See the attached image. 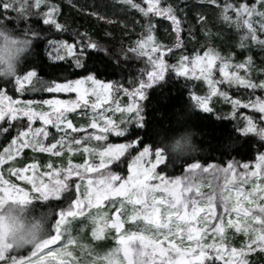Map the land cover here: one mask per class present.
I'll use <instances>...</instances> for the list:
<instances>
[{
  "label": "snow or ice",
  "instance_id": "1",
  "mask_svg": "<svg viewBox=\"0 0 264 264\" xmlns=\"http://www.w3.org/2000/svg\"><path fill=\"white\" fill-rule=\"evenodd\" d=\"M47 0H35L30 4L29 0H7L3 3L4 11L8 9L16 10L24 16L25 21L33 15L31 8H39ZM122 3L136 8L146 18L150 16L164 17L172 22L173 31L177 34L179 41L180 20L177 19L175 10L171 5L161 6V0H146L147 8H142L135 4L133 0H121ZM209 4H217V0H207ZM220 7V18L228 25L235 27L237 31H243L240 37L239 47L246 48L250 40L253 45L264 47V39L257 35V29L254 27L256 19L259 18V30L264 32V0H256L254 4L240 3L238 6L233 3L225 2ZM59 12L57 5L49 4L48 11L43 13V23L52 25L58 31H63L64 25L57 22L55 15ZM234 13V15H233ZM199 19L203 22L205 17L201 15ZM11 22V21H8ZM154 26L149 19L145 25L147 31L146 37L138 40L135 47L129 49L130 52L140 56H147L149 62L153 65V70L147 72V82L141 81L140 87L136 88L130 98L138 97L143 100L145 97L144 89L164 77V70L167 65L161 52L162 45L155 43V37L152 35ZM34 37L39 33L32 31ZM77 44L81 45L77 51ZM55 55L49 53L50 58L63 60L65 55L74 58L76 67H85L82 57L86 54V49H96L99 45L89 39L87 43L83 39L77 43H68L67 41H49ZM177 43L176 47H179ZM150 49V51H149ZM171 49H169L170 51ZM160 53L154 57L153 53ZM188 56L180 57L178 73L187 75L186 67L189 61ZM219 64V72L222 80L213 79V68ZM252 59L249 56L245 61L232 63V55H221L219 51L208 47L203 55L196 54L191 58V66L194 70L199 69L200 76L208 84L210 93L204 97H193L197 101V106L210 112L209 99L213 95H219L225 99H230L226 92L217 88L218 84H227L230 87L238 85L245 88L256 89L264 88V81L255 84L250 78L239 74L243 69L246 73L252 70ZM229 69H235L229 71ZM17 92H75L77 99L73 101L62 100H42L26 101L22 105L13 101L12 98L0 90V121L7 120L11 122L20 118H26L28 124L26 127L18 129L17 135L11 140L7 148L0 153V165L6 161H12L14 157L20 155L23 149L31 148L33 151L49 153L52 156L60 157L67 151L69 157L71 154L83 152L85 160L83 164H73L69 158L68 166L54 167L52 163L45 165L46 171L39 172L38 165L32 163L25 168H9L8 171L17 176L18 179L27 181L31 184L32 192L38 194L35 198L43 201L49 199H59L73 186V177L77 178L75 182L76 198L72 201L67 210H61L58 213L59 219L55 221L53 229L55 235H49L39 243L33 246L31 257H36L41 253L39 259L34 264H69L64 257H71L72 252L68 251V245L77 241L69 234L67 242L63 249H57L55 252L48 249L49 245L55 244L65 233V226L68 223V217L84 216L95 225L93 237L102 239L106 229H114L117 233V247L98 258L107 261V264H204L209 257L208 249H215L218 253L227 250L229 259L226 264H248V253L254 252L259 248L264 251V185H255L251 191L245 192L237 184L248 183L251 178L260 179L264 177V153L257 158L256 170L247 171L248 164L242 167L246 170L237 175L236 165L229 162L226 168L218 165L209 164L203 167L199 163H190L185 169L184 176H177L171 180H164L156 174L157 165L165 162V155L161 148L155 149V161H149V166H144L142 161L149 156L150 148L145 146L141 152L128 164V176L124 177L117 174L109 165L115 164L130 149L134 148L136 141L128 144L106 143L108 134L124 136L127 132L126 124L129 122L126 118L120 121H114L106 117L103 112L97 113L92 118L90 125L93 129H98L100 134L88 133L85 136L76 138L72 133L83 131L82 128L74 127L73 123L67 119L66 113L75 111L81 105L89 106L90 97L94 96L95 102L90 107L94 111L101 108L103 103H107L115 85L104 83L88 75L82 80L67 81L66 83H56L48 81L38 76L35 68L27 70L23 75L17 74L14 78ZM91 82V89L84 88L85 83ZM233 108L252 107L256 111L264 114V99L257 98L249 103H242L239 99L231 101ZM36 104V107L33 105ZM40 105H47L48 111L37 110ZM115 111L123 113H135L133 119L142 126V116L140 107L136 103H130L127 108ZM264 118V117H262ZM39 120L40 127H33V122ZM103 121L101 125L98 121ZM246 126L242 129L244 133H253L264 139V128H257L251 117H245ZM124 124L125 127H121ZM49 126L56 130L55 134L49 131ZM71 130L69 132L68 130ZM8 128H0V134L7 133ZM53 137L51 142L45 143ZM91 141H96L92 144ZM99 161L96 163L95 161ZM29 169L32 175H25ZM94 174V175H91ZM198 174H202L201 179H197ZM47 177V180H45ZM161 179V184L152 183L155 179ZM205 180L207 183L205 184ZM223 181V182H221ZM208 187V192L201 191L202 187ZM83 187L84 191L81 192ZM169 193L170 198H158L154 193L157 191ZM195 193L194 196L190 195ZM119 198L120 207L109 217L108 212L103 211L104 202H115ZM5 201L19 202L24 204L31 201L29 192L23 188L10 183L0 175V204ZM128 206H131L130 212ZM223 209L220 213L218 222L211 229L213 243L203 242L208 234L209 227L213 220L217 219V207ZM189 207L191 210L189 211ZM95 209V213L91 211ZM205 213L203 217L200 213ZM231 217L233 214L236 219L229 218L227 226L234 227L237 232H243L247 237L244 245L237 249L225 248L223 234L225 231L224 217ZM127 215V219L132 222H143V226L138 232H124V220L122 217ZM7 226L0 224V264H33L31 258H17L13 255L16 248L5 242L7 235ZM220 239L217 241L216 237ZM185 238L189 242L184 247ZM179 241V243H177ZM167 244V247L164 245ZM86 247V246H82ZM42 250H47L44 255ZM119 253H123V260L119 259ZM218 255L217 259H222ZM72 264H77L73 260Z\"/></svg>",
  "mask_w": 264,
  "mask_h": 264
},
{
  "label": "trees",
  "instance_id": "2",
  "mask_svg": "<svg viewBox=\"0 0 264 264\" xmlns=\"http://www.w3.org/2000/svg\"><path fill=\"white\" fill-rule=\"evenodd\" d=\"M77 4L82 3L89 10H81L77 17L65 16L63 31H58L52 25L43 23V13L48 11L49 4L57 5L59 14H70L68 5L64 0H47L40 7L31 8L33 15L29 16L26 22L19 26L23 31L32 34L38 32L39 36L34 37L32 55L26 59L18 74L23 75L27 70H35L38 76L44 80L66 83L84 78L88 75L96 79L115 85L111 93V101L118 95L129 96L136 88L140 87L141 81L147 82V72L153 70V65L147 56H140L130 52L136 42L148 34L145 25L151 20L154 26L152 35L155 43L162 45L163 59L167 67L164 70V77L150 87L145 88L144 104L142 109V121L140 126L135 121H130L126 135L116 138L120 141H136L138 146L129 149L114 166L109 165L113 171L125 172L126 159L131 157L137 148L149 146L151 149L159 147L157 137L175 133L184 127H192L201 133L199 143L205 151L198 156L182 161L172 160L166 157L165 162L157 166V171L169 177L181 175L188 164L199 163L205 165L225 166L229 162L235 164L251 163L264 151V139L256 133H242L239 131L235 120L216 109L205 112L198 108L192 101V95L199 94L202 89L196 81L187 75L176 74L175 68L179 67L181 56L191 58L208 47L218 49V44L230 47V54L236 58L249 55L255 64L252 77L255 84L264 81V47L253 45L249 40L246 48L234 47L243 31H234L230 25L220 18V7L226 0H217V4H209L207 0H161V6L171 5L175 10L177 19L180 20L179 41L177 34L173 31L172 22L164 17L150 16L146 18L136 8L131 7L121 0H74ZM7 0H0V19H6L12 23L15 13L12 9L4 11L3 3ZM142 8H147L146 0H133ZM229 3L254 4L256 0H227ZM34 4L35 0H29ZM83 4H79L82 5ZM68 8L69 11L66 9ZM93 10V12H92ZM203 15L202 22L199 17ZM59 19V17H57ZM240 34V35H239ZM83 39L85 43L89 39L96 42L99 47L86 49L82 57L85 67H76L74 58L65 55V59L57 60L49 56L53 50L49 48V41H67L77 43ZM179 43V47H176ZM81 45L77 44V51ZM169 49H171L169 51ZM221 51V48L218 49ZM236 51L241 55L237 56ZM165 53H168L165 55ZM159 56L160 53L153 54ZM54 56V55H53ZM0 90L10 96L13 101L25 99H43L49 96L46 91L17 92L14 79L0 80ZM227 92L241 102L251 100L255 97L264 99V88L250 89L241 86L229 88ZM125 100V99H124ZM26 118H20L11 122L0 121V128H8L7 133L0 134V153L2 149L17 135L18 129L26 127ZM39 160L49 158L45 153H39ZM30 148L23 149L15 159L18 167H23L32 159ZM38 160V162H39ZM40 163V162H39ZM73 186L59 199L48 201L33 200L38 207L49 209L50 228L56 219L57 213L68 207L76 197L75 180ZM14 252L16 257L24 255L26 250ZM204 264H224L214 259H206Z\"/></svg>",
  "mask_w": 264,
  "mask_h": 264
},
{
  "label": "rangeland",
  "instance_id": "3",
  "mask_svg": "<svg viewBox=\"0 0 264 264\" xmlns=\"http://www.w3.org/2000/svg\"><path fill=\"white\" fill-rule=\"evenodd\" d=\"M64 1L68 5L69 10H71V11H70V14L64 13V14H59V15L56 14L55 15V19L59 20L60 23H64V21H65L64 17L65 16L71 15L70 17H73V16L77 17V14H79L81 10H84V8H85V10L87 9L86 7H84L83 2L79 3V4H83V7H82V5L77 4L78 1L77 2H75L74 0H64ZM68 8L66 9L67 11H69ZM87 10H89V9H87ZM92 12H93V10H92ZM233 15H234V13H233ZM57 17H59V19ZM254 27L257 29V35L259 36V38L264 39V32H261L259 30V18L256 19V22L254 23ZM231 28L234 29V31H232V32L236 33L237 30L235 29V27L231 26ZM238 32L240 33V31H238ZM239 41H240V39H239ZM239 41H237L235 43L236 45L234 47L240 48L238 46ZM219 48H221V51H219L221 53V55H225V56L229 55L231 50H232V49H230V47L224 48V46L218 44V49ZM218 49H217V51H218ZM149 51H150V49H149ZM203 53H204V51H203ZM203 53L201 54V56L203 55ZM153 54H155V53H153ZM167 54L168 53H165V55H167ZM53 55H55L54 51H53ZM236 55L237 56L241 55V52L236 51ZM153 56L155 57V55H153ZM248 57H249V55H246V56L243 55L241 57H236V58H234L232 56V63L235 64V63L243 62ZM179 64H180V61H179ZM186 67L188 69L187 76L193 78L196 81V83L199 85L198 87H200L198 90L202 89V91H200L199 94L195 92L196 95H192V101L197 106V101L195 99H193V97L208 96L210 93V88H209L208 84L204 81V79L200 76L199 69H195L194 70L195 74H193L191 61L187 62ZM254 67H255V64L253 62L251 72L246 73L243 69H241V70H239V74L242 76H246L247 78H250L252 80V82L254 83L253 77H252L253 71L255 69ZM178 68L177 69L175 68L174 72L178 75H181L178 73ZM233 70H235V69H229V71H233ZM261 72H264V70L262 69ZM84 78L77 79V80H82ZM213 79H215V80H222L223 79V77L220 75V72H219V64L218 63L213 68ZM104 83H106V82H104ZM260 83H258V84H260ZM237 86L238 85H233L230 87L227 84H218L217 88L220 91L226 92L230 99H225L219 95H213L209 99V107L213 110L214 107L216 106L217 107L216 109H218V111L220 113L226 114L227 116L233 118L235 120V123L238 125L239 131L242 133H244L242 131V129L246 126L245 117H251L253 119L254 123L257 124L258 129L264 128V118H262V117H264V114L256 111L252 107H240V106H238L235 109L233 108L231 101L236 100V98L232 97L227 92V90L229 88H234ZM83 87L91 89L93 86L91 85V82H87V83H85V85ZM123 97L124 96H122L120 94L117 96V98L115 100L111 101V95H110L107 103H103L101 108L93 111L91 109L90 105H91V103L95 102L96 98L94 96H91L89 106L81 105V107L77 108L75 111L67 112L66 113L67 119L73 123L74 127L83 129V131L78 132V133H72V135L76 138H80L81 136H85L88 133L100 134L98 129H93L90 127V125L92 123L93 116L97 113H100V112H103L106 117H110L114 121H117V122L120 121L122 118H126V120L129 122L135 121L133 119V117L135 116L134 112L122 114L120 111H115L117 106H119L120 109H125V108H127V106L130 103H136L140 107V110H141L140 114L142 116L141 112L143 109V104H144L145 99L140 100L138 97L130 98V95L126 96L125 98H123ZM257 98L258 97H255L251 100H247V101L242 102V103H249L250 104V102L255 101ZM76 99H77V93H75V92H51V93H49V96L47 98L25 99L22 101H20V100H16V101L22 105L24 102L29 101V100L36 102V101H42V100L73 101ZM33 107H36V104H34ZM41 109L44 111L49 110L47 105H40L37 108V110H41ZM98 122L101 125L103 124L102 120L98 121ZM129 122L126 124L127 129H129L128 128L129 124H130ZM40 126H41V122L39 120L33 122V127H40ZM121 127H125V125L121 124ZM49 131L53 134H55V132H56V130L54 128H52L51 126H49ZM68 131L71 132L70 129ZM126 133H125V135H126ZM253 133H255V132H253ZM118 137H122V136H116L112 133H109L108 134V140L106 143H111V144H128V143H130L129 141L116 140V138H118ZM52 139H53V137H50L49 140L45 141V143L51 142ZM10 143H11V141L2 149L1 153L3 152V150L5 148H7L9 146ZM91 143L94 145L97 142L91 141ZM137 146H138V144L136 143L135 147H137ZM144 147L137 148V150L134 151V153L131 155V157L126 159V164H125L126 165V168H125L126 171L125 172L122 173L121 171H116V173L126 179L128 176V164L135 158V156L138 155L139 152H141L143 150ZM130 149H132V148H130ZM31 152H32V157H31L32 160L23 167H18L16 165V163L14 162L15 159L19 155L14 157V159L12 161H6L5 164L0 165V175H2L4 177V179L8 180L10 183L15 184V185L19 186L20 188H23L25 191L29 192L31 201L40 200V199H35V197L38 194L32 192V186H31V184L27 183V181L20 180V179H18L17 176L11 174L8 171L9 168L20 169V168H25L26 166H28L32 163H36L38 165L39 172L42 173V172L46 171L45 165H47L49 163H52L54 167H59V166L67 167L69 158H71V162L73 164H83V162L86 158L85 154L82 151L71 154V157H69V153L67 151H65L62 154V156H60V157H55L49 153H45V154L49 155V158H47L43 161H40L38 154L44 153V152L33 151L32 149H31ZM126 153H128V152H126ZM262 153H264V151ZM38 160L40 163L38 162ZM149 161H152V162L155 161V149L150 148L149 156L145 157L144 160L142 161V163L144 164V166H149L148 165ZM95 162L99 163L98 160ZM257 162H258V160L256 159L254 162H251V163L235 164L237 175H239L240 173H244L246 171L242 167L243 164L249 165V169H247V171H249V172L256 170ZM228 164L229 163H227L225 166H219V167L226 168L228 166ZM203 167H207V165H205ZM155 171H156L157 176L162 177L164 180H171V179L177 177V176L169 177V176H166L164 174H161L157 171V168ZM24 174L31 176L33 173H32V170L29 169ZM91 175H94V174H91ZM184 175H185V171L181 175H178V176H184ZM72 179H74L76 181L77 178L73 177ZM45 180H47V177H45ZM221 182H223V181H221ZM152 183L161 184L162 181H161V179L158 178V179L153 180ZM206 183H207V181L205 180V184ZM257 184L264 185V177H261L260 179L251 178L248 183L237 184L236 186L242 187V189L245 192H248V191H251L253 189V187ZM83 191H84V189L82 187L81 192H83ZM201 191L208 192L209 189H208V187L205 186V187L201 188ZM154 195H156L158 198H160V197L170 198L169 193L159 191V190L156 193H154ZM190 195L194 196L195 193L193 192ZM259 202L264 203V201H259ZM69 206L63 210H67L69 208ZM118 207H120L119 198H115V202H109V201L104 202L103 211L108 212L109 217H111L112 214L115 212L116 208H118ZM130 210H131V206H128V211L130 212ZM188 210L190 211L191 208L189 207ZM91 211L93 212V214L95 213V209H92ZM222 211H223V209L218 206L217 207V219L212 221V223L209 227V230H208V234L205 236V240L202 241V243L203 242H206L208 244L213 243L211 229L215 227V224L218 222L219 215ZM58 213H57L55 221L57 219H59ZM204 215H205V213H203V212L200 213L201 217H203ZM229 218L235 220L236 217L234 214L231 217H229L226 214L224 217L225 231L223 234V238H224V242H225V248L226 249H231V248L239 249L244 245V242L246 241L247 237L245 236V234L242 231L237 232L234 227L227 226V220ZM122 219L124 220V227L122 229V231H124V232H138L140 230V228L143 226L142 221L138 222V223L129 221L127 219V215H124L122 217ZM55 221L53 222V225L55 224ZM67 224L69 226V231H67V232L65 231V233H64V235H62L61 239L56 241L55 244L49 245L48 249H50L54 252L57 249H63L64 244L67 242L68 236L70 234L77 242L74 244L68 245V251L72 252V256L71 257H64V259L68 260L69 264H72L73 260H75L77 262V264H107L106 260L98 259V258L104 257L106 253H108L109 251H111L112 249L117 247V243H116L117 233L115 232V230L114 229H106L105 233H104V237L102 239H95L93 237V229H94L95 225L88 218L87 213L84 216H76L74 218L68 217V223ZM53 225H51V228L49 227L47 236L45 238H47L49 235H55L56 234L54 229H53ZM216 239H217V241H219L220 237L217 236ZM185 240L187 241L186 238H185ZM177 243H179V242L177 241ZM82 246H86V247H82ZM164 246L167 247V244H165ZM184 247H187V246H184ZM27 248H29V249L26 250V253L24 255L18 256L17 258L18 259L19 258H31L33 261V264H34L35 260L39 259V256L41 253H38L36 257H31V253L33 251V246H29V247L19 249V250H24ZM19 250H17V251H19ZM207 251L209 253V257L206 259H214L215 261H220L224 264H226V261L229 259L227 250H224L220 253H218L215 249H208ZM42 252L44 255H47V250H42ZM13 255H14V253H13ZM118 255H119V259L123 260V253H119ZM218 255H222L223 258L217 259ZM206 259H205V261H206ZM247 259H248V264H264V251H261L259 248H257L256 251L248 253Z\"/></svg>",
  "mask_w": 264,
  "mask_h": 264
},
{
  "label": "clouds",
  "instance_id": "4",
  "mask_svg": "<svg viewBox=\"0 0 264 264\" xmlns=\"http://www.w3.org/2000/svg\"><path fill=\"white\" fill-rule=\"evenodd\" d=\"M11 2V0H10ZM12 23L0 19V80H11L33 52L34 36L20 28L26 22L18 11ZM201 133L192 127H184L175 133H161L157 137L159 148L165 157L182 161L200 155L205 151L199 140ZM198 174L197 179H201ZM36 199V198H35ZM49 209L38 207L32 201H5L0 204V224L7 226L5 242L17 250L34 246L47 236L50 227ZM65 231H69L68 224Z\"/></svg>",
  "mask_w": 264,
  "mask_h": 264
}]
</instances>
